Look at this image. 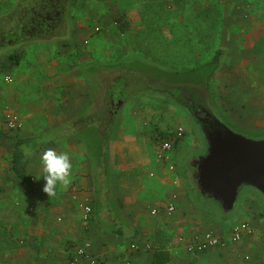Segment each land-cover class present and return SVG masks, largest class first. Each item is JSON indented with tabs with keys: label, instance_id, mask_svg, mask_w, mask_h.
<instances>
[{
	"label": "crops",
	"instance_id": "crops-1",
	"mask_svg": "<svg viewBox=\"0 0 264 264\" xmlns=\"http://www.w3.org/2000/svg\"><path fill=\"white\" fill-rule=\"evenodd\" d=\"M83 31H70L64 40L46 43L43 52H31L29 61L30 44L6 49L12 52L4 72L12 84L0 94V116L14 111L29 129L15 134L0 127L4 136L0 138V264H67L85 243L96 264H151L155 244L168 250L170 264H264L263 206L254 196H246L239 220L224 226L222 216L199 200L191 179L178 172L174 159L183 149L178 151L182 143H174L170 153L173 172L168 163L158 160L159 149L152 143L157 128L148 136L141 127L147 122L141 119L157 120L162 115L156 113L160 111L156 104L144 110L135 108L137 100L145 101L144 96L129 101L134 102L128 115L134 119L135 129L127 132L125 126L118 127L105 145L103 137L95 154L97 161L92 164L95 141L88 148L85 135L93 131L101 137L102 133L92 128L88 117L102 109L92 108V87L86 76L92 61L79 45L88 36ZM68 39L77 45L68 48ZM11 57H16L13 63ZM132 60L139 66H151L140 59L126 61ZM120 118L119 123L125 125ZM79 119H83L81 125ZM194 137L193 149L197 146ZM8 138L36 141L23 185L11 171ZM49 148L70 155L72 177L68 185H57L55 195L48 197L43 192L41 156ZM173 196L175 211L168 215L165 208ZM88 200L92 201L91 215L84 221L80 206ZM243 221L249 223L252 234L231 243V229ZM206 232L214 233L223 245L201 256L188 254L187 239ZM181 238L185 242H180Z\"/></svg>",
	"mask_w": 264,
	"mask_h": 264
},
{
	"label": "rangeland",
	"instance_id": "rangeland-1",
	"mask_svg": "<svg viewBox=\"0 0 264 264\" xmlns=\"http://www.w3.org/2000/svg\"><path fill=\"white\" fill-rule=\"evenodd\" d=\"M13 4L14 0H0V22L5 21ZM80 28L88 35L79 45L88 51L86 57L91 59V66H112L135 58L172 74L211 73L208 89L220 119L230 129L248 138L264 137V0H72L70 31L76 34ZM66 41H70L66 44L68 48L77 45L73 40ZM27 44H30L27 61L31 59V52H43L47 45L43 42ZM11 52L0 50L2 95L5 86L12 84L5 81L9 76L4 68ZM216 54H219L218 58ZM22 64H25L23 60ZM137 102L135 108L140 110L152 104H156V110L160 109L156 112L162 115L160 119L152 120L146 116L141 119L144 124L147 122L141 127L148 136L157 128L158 132L151 140L158 149L165 140H171L173 145L178 141L182 143L178 151L183 149L175 156L174 163L185 177L177 159L190 148L197 129L186 122L189 119L180 109L147 99ZM133 105L134 102L128 100L122 105L114 130L120 126H125L127 132L135 129L134 119L128 115ZM6 115L18 119L17 130L5 126ZM120 116L125 125L119 123ZM0 125L15 134L29 129L24 120L10 110L1 114ZM177 128L184 129L178 141L160 136L161 133L174 135ZM85 136L88 148L92 141L99 146L101 137L98 133L92 131ZM197 139L202 141L199 133ZM81 203L92 206L89 200ZM240 216L235 210L220 220L224 226H233ZM240 224L247 225L252 234L248 222Z\"/></svg>",
	"mask_w": 264,
	"mask_h": 264
},
{
	"label": "water",
	"instance_id": "water-1",
	"mask_svg": "<svg viewBox=\"0 0 264 264\" xmlns=\"http://www.w3.org/2000/svg\"><path fill=\"white\" fill-rule=\"evenodd\" d=\"M140 67L142 78L136 80L132 95L163 97L167 104L182 109L205 145L191 164L195 169L191 182L199 200L219 216L235 210L239 213L248 195L257 198L264 208V137L248 138L220 119L208 89L211 73L190 76L146 64ZM97 148L93 142L92 164L97 161Z\"/></svg>",
	"mask_w": 264,
	"mask_h": 264
},
{
	"label": "flooded vegetation",
	"instance_id": "flooded-vegetation-1",
	"mask_svg": "<svg viewBox=\"0 0 264 264\" xmlns=\"http://www.w3.org/2000/svg\"><path fill=\"white\" fill-rule=\"evenodd\" d=\"M71 10L72 0H14L5 21L0 22V50L20 47L29 42L52 43L64 40L71 30ZM86 72L95 104H92V108L102 109L101 113L88 119L92 128L102 133L105 145L106 138L114 130L122 105L133 97L131 92L137 87L135 82L142 78L141 67L132 60L111 67L93 65ZM147 98L166 103L163 97ZM82 122L83 119H79L77 123L81 125ZM195 133L197 137L198 132ZM204 147L203 141L197 139V146L189 148L180 157V166L188 179H191L195 171L191 164L202 154Z\"/></svg>",
	"mask_w": 264,
	"mask_h": 264
},
{
	"label": "built area",
	"instance_id": "built-area-1",
	"mask_svg": "<svg viewBox=\"0 0 264 264\" xmlns=\"http://www.w3.org/2000/svg\"><path fill=\"white\" fill-rule=\"evenodd\" d=\"M7 83H11V78L7 77L5 79ZM4 124L9 130H17L19 128L18 119L12 115H6L4 118ZM184 134L183 128H177L174 131L173 141H178L182 138ZM173 150V142L171 140H165L160 146L159 152L157 154V158L161 163H168V170L173 172L174 166L170 164V153ZM175 196L171 198V201L166 205L165 211L168 215H171L175 211L174 200ZM86 203V201H85ZM80 209L83 211V219L84 221H88L91 215V208L87 206V204H82ZM156 211H153L152 214H155ZM244 234H251V230L247 225L237 224L235 225L231 231L229 236V241L231 243H237L241 240ZM180 242H185L183 238L180 239ZM222 240L217 237L212 232H206L201 235H193L190 239H187L185 249L188 254L191 255H200L202 253L214 250L219 248L222 244ZM89 244L85 243L84 245L78 247L75 250L74 255L68 261L67 264H96V261L93 259L92 255L89 252Z\"/></svg>",
	"mask_w": 264,
	"mask_h": 264
},
{
	"label": "trees",
	"instance_id": "trees-1",
	"mask_svg": "<svg viewBox=\"0 0 264 264\" xmlns=\"http://www.w3.org/2000/svg\"><path fill=\"white\" fill-rule=\"evenodd\" d=\"M217 58L219 54H216ZM16 60V57L10 58V63ZM217 60V59H216ZM164 139L173 138V134H161ZM4 137L0 134V138ZM9 139V138H8ZM11 148V171L18 183L23 185L26 180V166L29 160V154L32 152L35 140L32 139H9ZM153 250V257L151 264H170V253L165 250L161 245H153L151 248Z\"/></svg>",
	"mask_w": 264,
	"mask_h": 264
},
{
	"label": "clouds",
	"instance_id": "clouds-1",
	"mask_svg": "<svg viewBox=\"0 0 264 264\" xmlns=\"http://www.w3.org/2000/svg\"><path fill=\"white\" fill-rule=\"evenodd\" d=\"M41 165L45 181L43 192L47 196H54L57 185H68L72 177L71 157L67 152L58 153L54 149H47L41 156Z\"/></svg>",
	"mask_w": 264,
	"mask_h": 264
}]
</instances>
